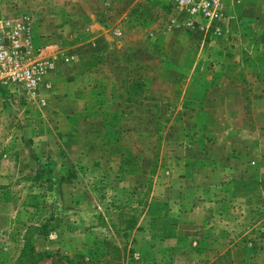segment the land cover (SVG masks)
Segmentation results:
<instances>
[{"label":"rangeland","instance_id":"1","mask_svg":"<svg viewBox=\"0 0 264 264\" xmlns=\"http://www.w3.org/2000/svg\"><path fill=\"white\" fill-rule=\"evenodd\" d=\"M6 20L51 89L0 85V264L28 233L38 264H264V0L218 21L0 0Z\"/></svg>","mask_w":264,"mask_h":264},{"label":"built area","instance_id":"2","mask_svg":"<svg viewBox=\"0 0 264 264\" xmlns=\"http://www.w3.org/2000/svg\"><path fill=\"white\" fill-rule=\"evenodd\" d=\"M177 13L190 16L194 21H218L226 8V0H163ZM29 30L23 21L6 20L0 32V85L11 93L23 91L41 105L46 98L39 88L44 86V62H33ZM44 88L50 91V87Z\"/></svg>","mask_w":264,"mask_h":264},{"label":"trees","instance_id":"3","mask_svg":"<svg viewBox=\"0 0 264 264\" xmlns=\"http://www.w3.org/2000/svg\"><path fill=\"white\" fill-rule=\"evenodd\" d=\"M63 178L57 179L51 173L48 175V181L52 184L57 185ZM29 232L38 231L37 228H29ZM49 257V255L45 253H38L35 251L33 246L30 243V233L24 236V245L20 252L19 258L16 264H38V262L44 258Z\"/></svg>","mask_w":264,"mask_h":264}]
</instances>
